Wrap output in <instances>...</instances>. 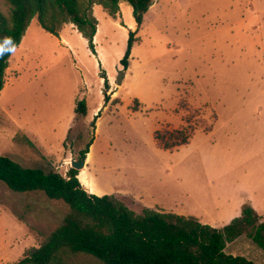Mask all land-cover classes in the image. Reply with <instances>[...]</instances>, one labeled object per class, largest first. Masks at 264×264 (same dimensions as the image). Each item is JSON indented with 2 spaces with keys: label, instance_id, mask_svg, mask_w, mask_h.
Listing matches in <instances>:
<instances>
[{
  "label": "rangeland",
  "instance_id": "374dc122",
  "mask_svg": "<svg viewBox=\"0 0 264 264\" xmlns=\"http://www.w3.org/2000/svg\"><path fill=\"white\" fill-rule=\"evenodd\" d=\"M92 12L95 54L73 25L50 35L31 19L0 90V154L65 176L91 141L75 169L90 194L214 228L244 206L264 222V0H155L138 28L125 2L114 15ZM129 30L137 41L115 85ZM80 100L85 115L75 118ZM69 214L61 201L0 182V264L16 263ZM225 252L264 264L245 236Z\"/></svg>",
  "mask_w": 264,
  "mask_h": 264
},
{
  "label": "trees",
  "instance_id": "16d2710c",
  "mask_svg": "<svg viewBox=\"0 0 264 264\" xmlns=\"http://www.w3.org/2000/svg\"><path fill=\"white\" fill-rule=\"evenodd\" d=\"M8 16L0 12V39L12 37L16 47L32 18L50 35H57L61 25L71 24L87 41L95 54L93 39L97 20L92 7L101 6L110 15L120 2L131 8L136 27L155 0H6ZM136 31H128L126 48L119 64L127 68ZM10 54L0 58V90ZM104 101L108 88L103 81ZM85 103L74 107L75 118L85 115ZM98 116L95 115L91 121ZM69 128L65 140L69 139ZM157 139V137H156ZM187 142V136L171 143L169 149ZM88 142L79 152L84 159ZM69 168L65 176L55 171L24 167L0 154V182L16 193L40 192L46 198L61 201L70 210L39 246L27 249L14 264H254L241 255L225 252L227 243L245 236L264 251V222L252 208L244 206L240 216L222 228L201 224L191 216L143 208L136 214L111 195L96 196L86 192Z\"/></svg>",
  "mask_w": 264,
  "mask_h": 264
},
{
  "label": "clouds",
  "instance_id": "9594fccd",
  "mask_svg": "<svg viewBox=\"0 0 264 264\" xmlns=\"http://www.w3.org/2000/svg\"><path fill=\"white\" fill-rule=\"evenodd\" d=\"M16 44L12 37H3L0 39V58H2L6 53L15 54Z\"/></svg>",
  "mask_w": 264,
  "mask_h": 264
},
{
  "label": "water",
  "instance_id": "95a60500",
  "mask_svg": "<svg viewBox=\"0 0 264 264\" xmlns=\"http://www.w3.org/2000/svg\"><path fill=\"white\" fill-rule=\"evenodd\" d=\"M125 75V69H121L120 71H118L113 83L115 85H121L123 78ZM84 166V159L80 160V161H76V160H71L70 161V167L73 169H81Z\"/></svg>",
  "mask_w": 264,
  "mask_h": 264
},
{
  "label": "bare ground",
  "instance_id": "6f19581e",
  "mask_svg": "<svg viewBox=\"0 0 264 264\" xmlns=\"http://www.w3.org/2000/svg\"><path fill=\"white\" fill-rule=\"evenodd\" d=\"M97 29H98V24H97ZM79 175L82 177V178L79 177V181L86 188V190L90 193L91 192L90 183H88V182L85 181L86 180V177L84 176V171L80 172Z\"/></svg>",
  "mask_w": 264,
  "mask_h": 264
},
{
  "label": "crops",
  "instance_id": "0c3cea01",
  "mask_svg": "<svg viewBox=\"0 0 264 264\" xmlns=\"http://www.w3.org/2000/svg\"><path fill=\"white\" fill-rule=\"evenodd\" d=\"M94 40V39H93ZM91 193V192H90Z\"/></svg>",
  "mask_w": 264,
  "mask_h": 264
}]
</instances>
